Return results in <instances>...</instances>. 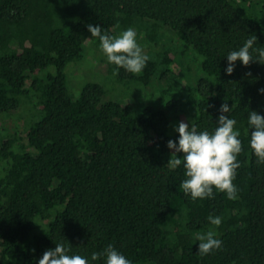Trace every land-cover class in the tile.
I'll list each match as a JSON object with an SVG mask.
<instances>
[{"label": "trees", "instance_id": "trees-1", "mask_svg": "<svg viewBox=\"0 0 264 264\" xmlns=\"http://www.w3.org/2000/svg\"><path fill=\"white\" fill-rule=\"evenodd\" d=\"M88 24L137 30L150 57L141 74L100 59L163 109L107 100L96 82L70 91L67 68L100 49ZM250 34L264 46V0H0V119L26 114L23 135L0 133V264H37L57 242L89 258L111 243L133 264H264V163L247 126L248 111L264 116V63L224 71ZM224 103L241 133L238 198L213 188L192 200L167 141L180 121L212 131ZM210 229L222 246L200 255L196 236Z\"/></svg>", "mask_w": 264, "mask_h": 264}, {"label": "clouds", "instance_id": "clouds-1", "mask_svg": "<svg viewBox=\"0 0 264 264\" xmlns=\"http://www.w3.org/2000/svg\"><path fill=\"white\" fill-rule=\"evenodd\" d=\"M91 37L99 39V48L107 62L115 65L113 72L118 74L123 68L132 74H141L149 61V55L144 51L137 39V30L127 27L118 34H107L100 24H88ZM257 37L250 34L237 48L230 49L226 54L227 65L225 73L231 74L235 62L248 65L250 61L264 63V46L256 43ZM258 91L264 92V89ZM232 111L227 103L221 104L216 127L209 131L199 129L195 122L180 121L175 128L178 133L176 140H168L167 147L174 149L173 158L169 160L172 169L183 167L184 176L180 187L184 194L192 200L212 198L213 188L226 194L230 200L237 199V187L233 183L236 170L240 166L237 156L242 151L240 129L237 120L225 115ZM247 126L250 132L249 146L259 163H264V116L257 111H248ZM183 153V160L176 153ZM209 222L219 226L222 222L219 215L209 216ZM198 252L206 255L222 246L215 230L198 233ZM103 258V264H133L121 251L109 243L100 251H93L90 258L80 254H70V245L63 242L55 243L54 248L45 250L37 264H94Z\"/></svg>", "mask_w": 264, "mask_h": 264}, {"label": "rangeland", "instance_id": "rangeland-1", "mask_svg": "<svg viewBox=\"0 0 264 264\" xmlns=\"http://www.w3.org/2000/svg\"><path fill=\"white\" fill-rule=\"evenodd\" d=\"M170 36V41L165 43V46L173 42V35L167 34ZM139 43L143 47L144 51L148 54L149 48L147 44H145L142 39H139ZM143 42V43H141ZM163 45V43L161 44ZM154 51H157V48H153ZM103 53L100 49L91 48L87 51V54L80 61V63L73 69L72 75L69 74L67 68L66 72L69 80V88L70 91L75 93V96L79 94V89L82 85L87 82H96L102 86L105 91V97L107 100H112L116 102H122L125 100L131 101V103L136 104L139 103L144 106H151L152 108H164L165 100H159V98L155 97V94L152 93L155 91L152 88L139 90L135 84H131L128 82H117L115 76L107 75V66L100 58H103ZM106 59V58H105ZM21 117V119H17L18 122H15L14 119L9 118H1L0 119V133L5 138L14 136L16 130L22 134L25 127V119L26 114L17 110L13 112V118ZM23 135V134H22Z\"/></svg>", "mask_w": 264, "mask_h": 264}]
</instances>
